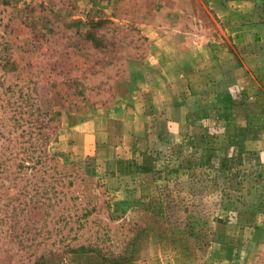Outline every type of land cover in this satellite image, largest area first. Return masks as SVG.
<instances>
[{
    "label": "rangeland",
    "instance_id": "1",
    "mask_svg": "<svg viewBox=\"0 0 264 264\" xmlns=\"http://www.w3.org/2000/svg\"><path fill=\"white\" fill-rule=\"evenodd\" d=\"M0 264H264V0H0Z\"/></svg>",
    "mask_w": 264,
    "mask_h": 264
},
{
    "label": "trees",
    "instance_id": "2",
    "mask_svg": "<svg viewBox=\"0 0 264 264\" xmlns=\"http://www.w3.org/2000/svg\"><path fill=\"white\" fill-rule=\"evenodd\" d=\"M140 170L142 169V168H139ZM145 172H149L150 170H148V169H146V170H144ZM160 207H161V209H160ZM151 212H152V214H154L155 216H157V217H163V210H162V204L160 203V202H158V203H156V204H154V205H150L149 206V208H148ZM162 210V211H161ZM79 251H86V249L85 248H80L79 249ZM119 262V260L117 259V260H115V261H113V263H118Z\"/></svg>",
    "mask_w": 264,
    "mask_h": 264
}]
</instances>
